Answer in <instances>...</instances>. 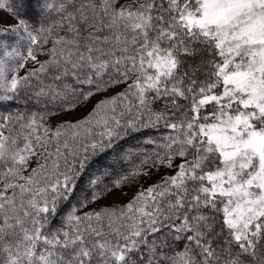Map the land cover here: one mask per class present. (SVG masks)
Wrapping results in <instances>:
<instances>
[{
    "label": "snow or ice",
    "instance_id": "6c2138e0",
    "mask_svg": "<svg viewBox=\"0 0 264 264\" xmlns=\"http://www.w3.org/2000/svg\"><path fill=\"white\" fill-rule=\"evenodd\" d=\"M0 11L15 21L0 26V103L41 109L0 122V264H264V0Z\"/></svg>",
    "mask_w": 264,
    "mask_h": 264
},
{
    "label": "rangeland",
    "instance_id": "374dc122",
    "mask_svg": "<svg viewBox=\"0 0 264 264\" xmlns=\"http://www.w3.org/2000/svg\"><path fill=\"white\" fill-rule=\"evenodd\" d=\"M15 23V21L11 18V16L6 11H0V26H6ZM31 67V64L28 65ZM25 73V69H20L19 74L23 75ZM120 90L119 88H113L112 93ZM100 95L94 96L90 98L88 102H83V106L79 107L78 110H74L71 113L64 114L56 113L54 117H49L48 122L51 125H54L58 122H61L65 119L67 120H74L77 118H81L83 115H86L87 111L98 101ZM1 106V105H0ZM1 109V108H0ZM6 116L0 110V122H2V118ZM163 169L161 170V174H163ZM159 179L158 175H153L150 179L149 178H142L138 185H135L132 188L123 187V190H115L112 194H106L104 198L99 201V206L105 205H112L118 203H125L127 200L134 194L135 191L139 189L141 185L147 186L153 182V180ZM96 205H93L95 207Z\"/></svg>",
    "mask_w": 264,
    "mask_h": 264
},
{
    "label": "trees",
    "instance_id": "16d2710c",
    "mask_svg": "<svg viewBox=\"0 0 264 264\" xmlns=\"http://www.w3.org/2000/svg\"><path fill=\"white\" fill-rule=\"evenodd\" d=\"M119 91V90H118ZM115 92H113L112 94H114ZM103 97L100 96L99 99H102ZM98 99V100H99ZM0 110L1 112L4 114V115H10L12 114L13 116H15V114H18V113H29L30 111H41V109L39 107H32L31 106V103L29 104H25L24 100L23 99H20L18 101H12V102H8V101H5L3 103H0ZM52 111H56L55 109H51ZM211 107H209L208 111H211ZM56 113H60V112H56ZM62 113V112H61ZM166 131L168 130H165L161 127V129L159 130H150L148 132L149 135L151 134H155L157 137L159 136H162L166 133ZM142 140H143V137H139V138H136V139H133L131 140L129 143L130 144H133V145H136V144H142ZM143 149L145 152L147 153H152V151L154 150V146L153 145H142ZM140 162L139 159H134L132 161H127V162H123L122 163V166H119L117 167L113 174L108 177L105 181V183L111 185V182L115 179L118 178V176L120 175H123V174H126L127 172L131 171L134 167V165H138ZM149 168L148 165H145L144 166V169L147 170ZM141 177H137V180H136V183L135 185H138L139 182L141 181ZM158 180V179H157ZM156 180H153V182H155ZM152 182V183H153ZM124 187H127V188H132L134 187L132 184H129V185H126ZM85 210H90V209H81V211H85Z\"/></svg>",
    "mask_w": 264,
    "mask_h": 264
}]
</instances>
